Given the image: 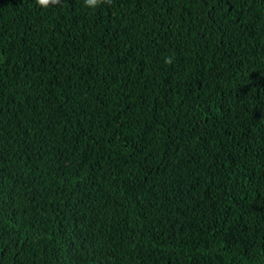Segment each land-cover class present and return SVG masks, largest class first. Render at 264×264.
I'll use <instances>...</instances> for the list:
<instances>
[{"label": "trees", "instance_id": "16d2710c", "mask_svg": "<svg viewBox=\"0 0 264 264\" xmlns=\"http://www.w3.org/2000/svg\"><path fill=\"white\" fill-rule=\"evenodd\" d=\"M0 264H264V0H0Z\"/></svg>", "mask_w": 264, "mask_h": 264}, {"label": "clouds", "instance_id": "9594fccd", "mask_svg": "<svg viewBox=\"0 0 264 264\" xmlns=\"http://www.w3.org/2000/svg\"><path fill=\"white\" fill-rule=\"evenodd\" d=\"M60 0H36V4L41 7H48L50 4H58ZM111 0H84L85 7L95 8L100 6L101 4H110ZM166 64L172 63L171 57H166L165 61Z\"/></svg>", "mask_w": 264, "mask_h": 264}]
</instances>
